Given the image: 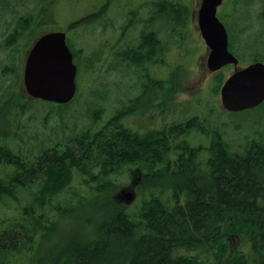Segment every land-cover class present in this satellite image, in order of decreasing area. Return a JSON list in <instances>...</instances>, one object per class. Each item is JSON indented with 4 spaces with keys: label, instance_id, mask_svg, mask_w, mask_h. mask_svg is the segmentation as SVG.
Here are the masks:
<instances>
[{
    "label": "rangeland",
    "instance_id": "rangeland-1",
    "mask_svg": "<svg viewBox=\"0 0 264 264\" xmlns=\"http://www.w3.org/2000/svg\"><path fill=\"white\" fill-rule=\"evenodd\" d=\"M104 1L0 0V112L5 108L10 111V101L21 107L17 113L0 116V132L9 129L6 126L12 116L21 122V139H6L14 152L24 151L34 159L41 152V146L53 140L69 138L73 141L84 132L95 133L114 115L116 122L139 132L167 130L174 123L196 117L200 128L179 135L172 144L185 139L190 146L200 149L201 160L206 158L216 138H222L231 151L238 153L244 151L254 136L264 140V105L235 112L221 107V81L230 74L232 66L215 72L201 66L207 54L203 55L206 45L197 28L198 0H111L109 5L106 3L108 7L101 10ZM235 2L243 5L241 0ZM176 4H183L189 10L187 20L179 19L183 23L174 21ZM260 5L256 1L247 10L251 12L252 29L264 30V22L260 24L258 20ZM99 9L94 21L69 28L70 22ZM241 13V8L234 10V16L240 17ZM217 16L227 27L231 26L233 35V24L244 18L238 17L229 26L226 16L233 18L230 0L218 6ZM23 17H27L29 27L8 44L9 34ZM58 30L66 32L67 44L78 53L77 58L74 57L77 67L74 97L62 105L17 96L19 92L26 94L22 88L23 66L34 40L43 33ZM146 31H154L160 38L154 54L142 63L125 59L123 51L137 46L140 34ZM262 41L264 46V36L259 46ZM240 53L242 62L246 53ZM126 109L130 111L125 112ZM137 167L141 165L125 164L110 175L114 182V201L133 213L153 197L169 201L168 188L151 190L139 187L141 179L134 182ZM10 170L9 165L0 162V178L6 177ZM98 170L97 165L90 166L88 173L73 167L70 183L42 207L34 202L40 187L37 179L17 186L11 194L0 195V230L11 222L36 228L32 235L34 249L32 253L22 254L17 259L18 264H30L31 258L37 264L52 263L48 251L51 248L54 254L58 251L53 248L57 237L67 239L73 231L81 237L86 229L85 214L93 215L95 220L99 217L95 211L87 212L93 204L92 195L85 200L98 180L91 173ZM140 174L142 178L141 171ZM128 190L133 192V198L125 202L118 194ZM50 219L56 220V228H45ZM95 220L88 224L91 232ZM21 231L17 227L20 237ZM232 246L246 250L247 242L237 236Z\"/></svg>",
    "mask_w": 264,
    "mask_h": 264
},
{
    "label": "trees",
    "instance_id": "trees-1",
    "mask_svg": "<svg viewBox=\"0 0 264 264\" xmlns=\"http://www.w3.org/2000/svg\"><path fill=\"white\" fill-rule=\"evenodd\" d=\"M104 2L101 10L111 0ZM176 6L174 21L183 23L179 19L187 20L189 10L183 4ZM100 9L70 22L69 28L94 21ZM28 25L27 17H23L7 43L17 40ZM159 41L154 31L143 32L138 45L123 51V56L142 63L151 58ZM68 46L77 58L78 53ZM263 105L264 101L256 108ZM115 120L116 115L95 133H80L62 153L57 149L31 159L0 146V161L11 167L6 177L0 178V195L11 194L17 186L37 179L40 187L34 202L40 207L70 183L73 167L87 173L90 166L99 167L91 173L98 177L97 183L85 196V200L88 195L93 197L87 212L95 211L99 217L95 220L85 214L86 229L81 237L74 231L67 239L57 237L53 248L58 251L54 254L49 249L52 263L48 264H264V140L260 136L252 137L240 153L216 138L201 160L200 149L185 139L172 144L179 135L200 128L196 117L174 123L167 130L148 132L132 130ZM78 142L83 143V154ZM125 164L141 165L139 187L168 188L170 200L153 197L136 213L118 205L110 175ZM93 220L91 232L87 227ZM55 221L48 220L45 228H56ZM35 229L12 222L3 227L0 264H18L22 254L32 253ZM237 236L246 240V250L229 244ZM30 264L37 262L31 258Z\"/></svg>",
    "mask_w": 264,
    "mask_h": 264
},
{
    "label": "water",
    "instance_id": "water-1",
    "mask_svg": "<svg viewBox=\"0 0 264 264\" xmlns=\"http://www.w3.org/2000/svg\"><path fill=\"white\" fill-rule=\"evenodd\" d=\"M221 2L201 0L196 14L197 28L208 50L205 61L210 72L238 62L228 49L227 31L217 16ZM76 72L66 32L50 31L39 35L30 47L23 67V83L29 96L64 104L75 95ZM219 93L221 107L226 111L258 106L264 101V63L255 61L235 68L222 82ZM118 196L129 202L133 192H120Z\"/></svg>",
    "mask_w": 264,
    "mask_h": 264
},
{
    "label": "flooded vegetation",
    "instance_id": "flooded-vegetation-1",
    "mask_svg": "<svg viewBox=\"0 0 264 264\" xmlns=\"http://www.w3.org/2000/svg\"><path fill=\"white\" fill-rule=\"evenodd\" d=\"M235 1L236 0H230V2H231V13L233 14V18H232L233 20L231 19L230 16H228L229 18L226 16V19L229 21V26H230V22H232V23L235 22L237 20V18L239 17L237 15L234 16V10L236 8H239V9L241 8V10H242V13H241L240 17H242V18L244 17V18L240 19L239 22L236 21L237 25L233 24V28L235 29V31H234L235 35H233V32L231 30V26L227 27L223 23L225 28H226V31H227V40H228L227 46H228V49L238 59V62H237L236 65L234 63H230V64L224 65V66H228V65L232 66V71L235 68L246 66V65H248V64H250L252 62H255V61H261V62L264 63V46H262L263 41L261 42V44L259 46L261 38L264 36V30H262L261 28L252 29V25H250L251 12H249L247 10V8L252 6L256 1H259L261 3V5L259 7L260 8V12L258 13V20H259V22L261 24V22H264V0H241V2L243 3L242 6H240L239 3L235 2ZM200 2H201V0L197 1V7L199 6ZM224 2H225V0H222L221 4L224 3ZM221 4H219V5H221ZM218 6H217V8H218ZM158 9L160 10V8H158ZM247 24H248V26H247ZM239 27H246V29L242 30ZM256 39H258V41H256ZM159 43H160V41H159ZM240 52L246 53L245 54V58L246 59L244 61H242L243 63L241 62V57H243V56L241 55ZM205 54H208L207 47H205L204 52H203L204 56H205ZM248 58H250V59H248ZM73 61H74V55H73ZM201 66H203V68L205 70L208 69L207 66H206L205 59H204L203 64H201ZM22 81H23V73H22ZM22 88H25L23 82H22ZM26 94H27V92H26ZM26 94H23L22 92H19L17 94V96H19L21 98L27 96V97L32 99L31 96H29L28 94L26 95ZM28 100L29 99H27V101ZM20 101H22V99H20ZM8 107L10 108V111L9 110L6 111V108H5L4 110H2L0 112V116H4V115H7V114L12 115L13 113H17L19 108H21V107H17L16 102H13V101H10V105ZM6 128H9V129L5 130L4 132L3 131L0 132V139L5 141V143L3 141H1L0 146L4 147L5 150H8L12 154H25V155H27L28 153H26L24 151L14 152L12 150V148L6 143V139H10L11 137H13L16 140H20L21 139L22 134H23L21 122L18 121V119L16 117L12 116L11 120L8 121V124H7ZM1 134H2V136H1ZM76 137H75V139H76ZM69 142H70L69 138L66 141L53 140L50 144L41 146L40 147L41 152H39L38 155L39 154H43L45 152L48 153V154H53L54 151L57 150V149L60 150V152L62 153L65 150V148H66V146L68 145ZM78 147H79V151L81 152V154H83L84 153L83 143L78 142ZM0 162H2V161H0ZM136 171H138V172H137L136 178H134V182L137 181V180L139 181L141 179V174H139V171H140L139 167L136 168ZM18 183H21V181H18ZM234 239L235 238H232L229 241V244L231 246H232V241Z\"/></svg>",
    "mask_w": 264,
    "mask_h": 264
},
{
    "label": "bare ground",
    "instance_id": "bare-ground-1",
    "mask_svg": "<svg viewBox=\"0 0 264 264\" xmlns=\"http://www.w3.org/2000/svg\"><path fill=\"white\" fill-rule=\"evenodd\" d=\"M186 181V180H185ZM183 184V183H182ZM119 219V218H118Z\"/></svg>",
    "mask_w": 264,
    "mask_h": 264
}]
</instances>
